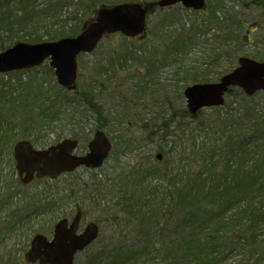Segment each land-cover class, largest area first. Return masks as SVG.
<instances>
[{
    "label": "trees",
    "instance_id": "trees-1",
    "mask_svg": "<svg viewBox=\"0 0 264 264\" xmlns=\"http://www.w3.org/2000/svg\"><path fill=\"white\" fill-rule=\"evenodd\" d=\"M40 1L44 3L38 5ZM156 1L0 0V53L18 42L38 44L75 37L102 6L141 3L149 8L148 22L156 12L172 11V8L159 10ZM238 1L245 3L246 0ZM252 5L264 9L263 3ZM71 7L75 11L67 19L46 23L47 18L57 19ZM181 8L197 16L199 24H193L188 36L176 34L171 41L161 43L149 62L141 63L140 57L132 58L138 62L136 66L125 54L118 59L124 64H116L111 59L107 64L95 65L93 76H88L80 56V84L74 92L55 85L54 94L43 91V84L31 85L27 92L30 102L29 97L21 96L24 93L20 95L10 82L0 90V164L8 157L15 163L13 146L16 142L30 140L36 146L45 137V127L61 124L63 120L72 125L92 114L97 120L96 131L106 130L110 122L101 98L107 92L123 99L120 90L125 94L134 91L131 103L150 101L156 110L149 119L143 118V109L140 115L135 113L141 117L128 124L121 132L120 140L110 136L112 153L119 146H129L140 139L156 143L158 163L140 167L130 183H120V213L124 214L128 228L138 229L137 235L128 238L131 232L123 234L113 238L107 246L94 243L80 254L86 258L83 264H264V93L249 97L233 87L225 95L223 106L201 110L196 115H191L184 105V91L188 86L215 80L211 79L212 65L225 58H232L236 63L221 74L218 81L238 66L242 57L237 56L240 52H235L236 48L229 42H235L238 48L248 43L243 13L229 8L222 0H209L203 12ZM211 30L216 32L221 45L212 49L215 58L207 63L208 67L201 73L198 68L185 71L184 83L187 84L180 91L158 90L161 84L155 77L161 64L177 58L189 46L195 45V38L205 36L206 31ZM113 38L110 36L105 40L111 44ZM144 40L130 39V42L134 45ZM96 54L97 50L92 55ZM247 58L264 62L260 56ZM30 71H38L44 79L55 78L48 63ZM25 72L29 71L17 73ZM118 72H124L125 76L121 77ZM127 82L138 85L129 91L124 87ZM179 101L183 105H179ZM135 108L138 111L139 105ZM130 110L129 103L125 111ZM208 110L212 113L205 115ZM19 114H25V129L16 140V134L14 136L5 125H9L6 121L10 116ZM77 129L63 128L55 141L68 134L69 138L80 141L79 149L87 150L90 139H81ZM158 155L162 156L161 160ZM148 177L162 182L163 187H145ZM97 190L95 188L94 192ZM69 198L49 196L44 203L33 201L30 209L29 204L24 206L14 217L13 230L17 229V224L24 223L20 217L30 220L35 215L54 210L59 201ZM3 236L0 228V239L6 237ZM22 263L26 264L25 261Z\"/></svg>",
    "mask_w": 264,
    "mask_h": 264
},
{
    "label": "rangeland",
    "instance_id": "rangeland-1",
    "mask_svg": "<svg viewBox=\"0 0 264 264\" xmlns=\"http://www.w3.org/2000/svg\"><path fill=\"white\" fill-rule=\"evenodd\" d=\"M208 1L209 0H207V2ZM222 1H224L229 8L233 7L236 11L240 10L243 13L245 30H247L249 34L247 39L248 43L244 45V47L238 48L235 42H229L233 48H236L235 52H240V55L237 56H260L264 59V9L260 6L252 5L257 2L264 4V0H246L245 3L244 1L241 2L238 0ZM42 3L44 2L40 1L38 5ZM244 6L246 7L244 8ZM74 11V8L71 7L65 10L62 15H59L57 19L47 18L46 23H53L57 20L63 21ZM199 22L200 20L197 16L184 12L180 5L173 7L170 13L161 14L156 12L150 17L147 37L144 41L133 45L130 39L122 35H115L111 44L107 42V40H104L97 49L98 54L82 56L80 62L85 65L88 76H93V68H95V65L107 64L111 59L115 60L116 64H124L123 61H118V59L125 54L131 57V64H135L136 66L138 62H134L132 58L140 57L141 63L149 62L150 56L155 52L156 47L166 40L171 41L172 37L176 34L188 36L193 24H199ZM215 35L216 32L214 30L206 31L205 36H198L194 39L193 43L195 45L189 46L183 53L178 54L176 56L177 58L169 59L167 63L161 64L162 68L157 72L155 77V79L158 78L157 80L161 84L158 86V90L171 92L177 89L180 91L185 88L187 84L184 83L185 71L190 68H198L199 73L202 72V69L204 71L208 67L207 63H210V61H213L215 58L212 49L214 46L219 47L221 45V41L217 39ZM234 55L235 54H233V56ZM233 65H236V63H233L232 58L221 59L219 64L212 65L210 69L211 79L215 80L211 83L218 82L217 78ZM119 74H121V77L125 76L124 72H118V75ZM11 75V78L8 77V75H0V90L5 86L4 84L10 82L19 90L20 95L24 93L21 95L23 97H29L30 93L27 92L30 90L29 87L31 85L41 86V84H43V91L54 94L56 92L55 85L59 86L56 78L52 79L47 77L44 79L38 71H29L24 74L13 73ZM137 85L138 84L133 82H127L124 87L126 90L130 91V88L135 89ZM120 92H122L123 99L119 95L111 92H107L105 96L103 95L101 98V102L104 104V108L107 112L106 115L109 116L110 122L104 131L117 140L122 138L121 132L127 128L128 124L134 122L135 118L139 119L141 117L137 115L141 114L140 111H142V109L143 118L148 119L149 117H153V112L156 111L154 107L151 106L152 103L150 101L131 103V97L135 96L134 91L128 94H125L123 90H120ZM156 92L157 91L154 89V93ZM16 95L19 96L17 93ZM231 99L230 101H233ZM129 103L131 105V110L126 112L125 109ZM136 104L139 105L138 111L135 110ZM178 104L183 105L180 101ZM184 105H186V100ZM204 113L205 115H210L212 111L208 110ZM24 115L25 114H19L13 117L10 116L9 120L6 121L9 125L7 126L4 124L5 127L12 130V133L14 132V136L16 134V140L20 138L19 136L25 129L23 126ZM96 125L97 120L92 114L87 115L80 123H74L72 125L63 120L61 124L45 127L43 132L45 137L42 138L40 144H36V147L46 149L59 143L63 139L69 138L67 134L68 137L55 141L59 138L58 135L63 128L73 130L78 127L79 129H77V132L80 138L86 139L89 137L91 140L96 131ZM74 126L76 127L73 128ZM15 139L11 140V143H13ZM85 144H87V142ZM81 146H83V143H81ZM119 147V149H116L111 154L104 166L100 169L87 170L85 168H80L71 174L61 176L57 180H49L48 182L34 181L26 186L22 185L19 180L16 163L10 161L8 159L9 157L4 158L0 164V228L3 235L6 237L4 238L3 236L2 238L4 239H0V264H23L24 255L29 249L32 238L37 233H42L51 237L54 226L59 220L63 218L73 220L78 211L83 212L80 232H82L89 223L94 222L99 224L101 233L96 241V244L99 246L110 245L113 238L121 237L123 234L128 235L129 232L132 234L128 238L132 235H137L138 229L128 228L126 221L123 219L124 214L120 213L121 202L119 194L122 188L120 183L123 181H128L130 183L129 180L133 179V174L136 173L140 167L147 168L158 163L156 159V143L153 141L144 142L140 139L132 145H122ZM86 149L87 150L80 148L77 154H85L88 151L87 147ZM181 172L182 169L180 170V173ZM149 186L151 188H161L163 187V183L157 179L148 177L145 187ZM93 188H96V190L98 189L97 192H94ZM49 196H57L58 198L70 196V198L64 202L59 201V205L54 210L35 215L30 220H25L20 217L24 223L17 224V229L13 230L15 223L14 217H16L17 212L27 207L28 204L30 209L33 201L37 202L39 200L44 203L46 197ZM39 213L40 212L36 214ZM125 238L127 239V237ZM85 260V256L79 255L76 258V264H83Z\"/></svg>",
    "mask_w": 264,
    "mask_h": 264
},
{
    "label": "water",
    "instance_id": "water-1",
    "mask_svg": "<svg viewBox=\"0 0 264 264\" xmlns=\"http://www.w3.org/2000/svg\"><path fill=\"white\" fill-rule=\"evenodd\" d=\"M179 4L196 12L206 10V0H158L155 6L164 10ZM148 16L149 8L141 3L102 6L75 37L38 44L18 42L1 52L0 75L32 70L48 62L58 84L73 92L78 86L79 56L92 54L106 37L115 34L144 39ZM233 87L240 88L249 97L264 93V62L242 57L238 67L219 82L189 86L184 93L189 112L196 115L201 110L223 106L226 93ZM78 144L77 140L65 139L46 149H38L29 140L18 141L14 145V159L22 184L29 185L45 178L56 180L82 167L100 169L112 151V143L103 131L95 133L86 155H76ZM81 220L82 212H78L72 222L68 219L58 221L51 238L44 234L35 235L24 255L25 261L28 264H75L76 257L100 235L96 223L88 224L80 232Z\"/></svg>",
    "mask_w": 264,
    "mask_h": 264
},
{
    "label": "flooded vegetation",
    "instance_id": "flooded-vegetation-1",
    "mask_svg": "<svg viewBox=\"0 0 264 264\" xmlns=\"http://www.w3.org/2000/svg\"><path fill=\"white\" fill-rule=\"evenodd\" d=\"M112 141V140H111ZM113 143V142H112ZM79 145H80V141H79ZM87 154V152L85 153V154H81V155H79V156H84V155H86ZM78 155V154H77ZM83 221V220H82ZM82 221H81V223H82Z\"/></svg>",
    "mask_w": 264,
    "mask_h": 264
}]
</instances>
